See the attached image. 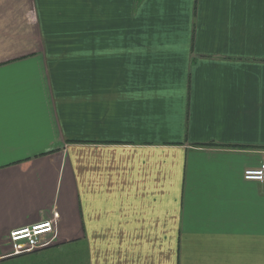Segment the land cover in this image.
Listing matches in <instances>:
<instances>
[{"label": "crops", "instance_id": "1", "mask_svg": "<svg viewBox=\"0 0 264 264\" xmlns=\"http://www.w3.org/2000/svg\"><path fill=\"white\" fill-rule=\"evenodd\" d=\"M262 161L264 0H0V262L264 264Z\"/></svg>", "mask_w": 264, "mask_h": 264}, {"label": "built area", "instance_id": "2", "mask_svg": "<svg viewBox=\"0 0 264 264\" xmlns=\"http://www.w3.org/2000/svg\"><path fill=\"white\" fill-rule=\"evenodd\" d=\"M245 180L264 183V161L258 166L246 168L243 171ZM41 222V223H40ZM25 226H20L9 231L8 243L14 253L22 252L24 249H32L40 245L42 240L55 230V220L48 219Z\"/></svg>", "mask_w": 264, "mask_h": 264}, {"label": "rangeland", "instance_id": "3", "mask_svg": "<svg viewBox=\"0 0 264 264\" xmlns=\"http://www.w3.org/2000/svg\"><path fill=\"white\" fill-rule=\"evenodd\" d=\"M42 243L43 241L37 247L24 249L19 253H14L10 245H8L9 252L16 258L0 262V264H87L82 239L65 244L66 246L59 249L44 248L45 245ZM32 253L38 254V262L36 256L31 255ZM42 258H45V260L43 261Z\"/></svg>", "mask_w": 264, "mask_h": 264}, {"label": "trees", "instance_id": "4", "mask_svg": "<svg viewBox=\"0 0 264 264\" xmlns=\"http://www.w3.org/2000/svg\"><path fill=\"white\" fill-rule=\"evenodd\" d=\"M34 254H36V253H32L31 255L33 256ZM36 256V260H37V262L39 261V258H38V254L37 255H35ZM42 260L44 261L45 260V258H42Z\"/></svg>", "mask_w": 264, "mask_h": 264}]
</instances>
